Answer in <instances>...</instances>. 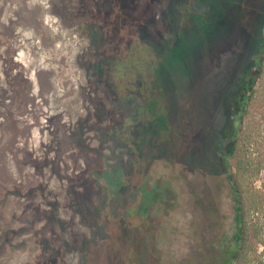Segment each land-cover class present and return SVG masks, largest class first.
<instances>
[{
    "label": "rangeland",
    "instance_id": "obj_1",
    "mask_svg": "<svg viewBox=\"0 0 264 264\" xmlns=\"http://www.w3.org/2000/svg\"><path fill=\"white\" fill-rule=\"evenodd\" d=\"M263 44L264 0H0V264H221L222 134Z\"/></svg>",
    "mask_w": 264,
    "mask_h": 264
},
{
    "label": "trees",
    "instance_id": "obj_2",
    "mask_svg": "<svg viewBox=\"0 0 264 264\" xmlns=\"http://www.w3.org/2000/svg\"><path fill=\"white\" fill-rule=\"evenodd\" d=\"M263 51L264 44L251 58L250 68L245 72L240 91L232 93V113L222 134L227 140L221 151L226 180L235 203V232L229 243L221 248V264H264V239L260 242L262 249L257 262L253 255L248 254L245 240L250 231L264 232V167L254 149L256 136L263 131L264 113L259 115V120L244 123L253 101L260 98L264 102ZM260 81L261 84L256 88ZM256 182L259 183L258 186L255 185ZM131 212L129 209L126 216H131ZM259 215L262 219L258 218ZM114 254L117 256L115 252Z\"/></svg>",
    "mask_w": 264,
    "mask_h": 264
},
{
    "label": "flooded vegetation",
    "instance_id": "obj_3",
    "mask_svg": "<svg viewBox=\"0 0 264 264\" xmlns=\"http://www.w3.org/2000/svg\"><path fill=\"white\" fill-rule=\"evenodd\" d=\"M21 64H22V63H21ZM22 65H25L26 67H28V69L30 68V66L28 65V63H27V64H22ZM8 67H9L8 69L10 70V68H11V63H9ZM17 68H18V67L15 66V70H17ZM17 75L20 76V75H23V74L17 72ZM21 86L24 87L23 84H21ZM24 97H25V98H24ZM24 97H21V96H20V97H16L17 99H16L15 104L18 105V107H21V106L25 105V104L27 103L25 100L28 99V98H30L31 95H30V94H28V95L25 94ZM25 102H26V103H25ZM15 124H16V123H15L14 119H12V121L10 120V125H9V126L11 127V129L15 126Z\"/></svg>",
    "mask_w": 264,
    "mask_h": 264
}]
</instances>
